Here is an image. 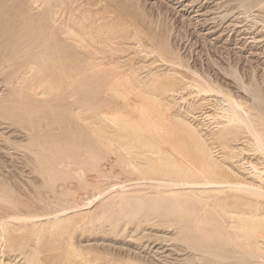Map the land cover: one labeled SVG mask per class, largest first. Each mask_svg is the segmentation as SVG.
<instances>
[{"label": "rangeland", "instance_id": "rangeland-1", "mask_svg": "<svg viewBox=\"0 0 264 264\" xmlns=\"http://www.w3.org/2000/svg\"><path fill=\"white\" fill-rule=\"evenodd\" d=\"M263 3L0 0V213L8 220L0 226V264H190L194 248L247 249L230 224L232 215H242L228 210L250 212L245 217L261 212L264 230V195L242 189L207 191L193 201L185 196L189 189L178 190L181 198L171 205L131 220L91 221L87 209L57 229L31 221L28 216L50 210L41 198L40 173L50 158L30 149L51 147L84 124L77 143L101 152L112 183L142 182L152 170H171V161L186 169L206 164L223 172L220 180L260 183L245 169L252 163L264 169V150L223 108L226 97L236 96L264 133ZM67 28L80 41L69 39ZM109 63L138 87L155 118L169 119L170 138L184 157L148 135L137 110L123 108L121 120H114L120 104L89 84L93 66ZM29 67L34 71L24 81ZM170 87L176 91L164 92ZM149 182L128 185L129 199L171 194ZM15 213L24 219H11ZM195 218L200 230H186Z\"/></svg>", "mask_w": 264, "mask_h": 264}, {"label": "bare ground", "instance_id": "bare-ground-1", "mask_svg": "<svg viewBox=\"0 0 264 264\" xmlns=\"http://www.w3.org/2000/svg\"><path fill=\"white\" fill-rule=\"evenodd\" d=\"M32 1L34 3L36 0ZM263 5L264 3L262 6ZM65 35L68 36V38L74 36L77 41H80V36L70 28L65 30ZM33 71L34 69L31 67L23 71L24 81L29 78V75ZM177 73L179 72L177 71ZM89 84L98 94L110 93L112 97L116 99V103L120 104L119 110L113 114L116 122L121 120L123 108L137 110L141 114L140 116L147 121L146 126L149 130L148 135L150 134V136L153 135L158 138L162 144L168 146L173 155L184 157L182 145L170 138L171 130L169 129V125L165 123V121L169 119L164 117L155 118V116H153L150 112L151 109L149 110L147 107L149 105L146 106V102L140 99L138 87L129 77L122 75L117 64L109 63L108 65L100 64L93 66V74L89 78ZM165 91L174 92L176 89L170 87L164 90V92ZM226 100L228 101L227 108H223V110L228 113L231 121L242 123L253 136L257 148H259V150H264V133L257 125L253 113L245 103L236 96H228ZM82 105L83 106L80 107H84V102ZM154 105L151 107H154ZM157 107L159 106L157 105ZM78 117L83 119L82 115L78 114ZM85 129V125L82 124L80 127L71 128L68 132V138L54 142L51 147L30 149V151L35 152V154L47 155L50 158L46 169L40 170L41 176L45 182L41 189V198L45 201V204L49 207L47 208L50 210L28 216L27 219L31 221H48L52 229H57L62 226L64 222L63 219L69 217L70 214L88 209L90 210L89 218L91 221L102 222L111 215L115 216V218L109 219L110 222L121 219L131 220L138 215L149 214L161 206L171 205L178 200V198H181L177 191L184 189L190 190L189 194H185V196L188 197V201H193L195 198H202V194H205L207 191H220L225 188L242 189L248 192H254L256 195H264V169L257 167L253 163L249 168L245 169L250 170L246 173L261 178L260 183L247 182L238 178H234L233 181L220 180L216 177L222 175L223 172L221 170H209L210 168L206 164H201V167L186 169L181 167L180 163L176 161H171L169 164L171 170H152L150 176H144V174L141 173L143 174L140 176V179L143 180L142 182L132 184L112 183V179H110L111 176L107 175V169L103 165V155L101 152L95 151L94 149H86L77 143V140L85 133ZM240 129H242V127H240ZM240 140L245 142L246 137ZM154 151L155 150H151L152 153H154ZM145 180H150L149 183L157 187L167 186L171 194L163 195V193L158 191L152 196L146 197V199L130 200L127 196V192L130 188L127 186L141 184ZM110 182V187L107 186L108 188H103L105 184ZM4 202L3 197L0 196V210H2ZM228 212L233 214L238 213L243 216L234 219V215H232L230 224L235 229L238 238H240L242 243H245L248 248L239 249L232 253H225L223 251L213 250L212 248H194L192 257L189 261L190 264H264V230H261V219L258 218L261 212L251 214V219L250 217H245L249 215L250 212L244 209H230ZM5 215L7 214L0 213V226H5L8 222L7 219L5 220L3 218ZM9 217L11 219H24L23 216L17 213ZM182 227L183 230L185 225ZM191 229L200 230L199 220L196 218L192 223L187 224L186 230Z\"/></svg>", "mask_w": 264, "mask_h": 264}]
</instances>
